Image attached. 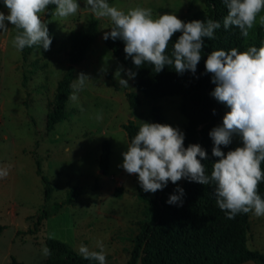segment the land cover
I'll return each instance as SVG.
<instances>
[{"label": "rangeland", "instance_id": "374dc122", "mask_svg": "<svg viewBox=\"0 0 264 264\" xmlns=\"http://www.w3.org/2000/svg\"><path fill=\"white\" fill-rule=\"evenodd\" d=\"M77 2L80 8L73 16L47 19L48 8L41 14L52 37L50 50L33 46L18 51L12 44L18 30L7 21L8 30H0V169L8 172L0 178V225L5 228L0 237V264H45L48 239L67 243L77 253L81 245L100 251L97 244L102 242L107 264H126L141 225L151 219V210L139 197L138 174H128L121 167L129 144L124 125L133 121L140 128L143 122L157 123L155 108L161 110L168 125L182 132L188 124L179 109L180 96L151 101L137 91L128 69L105 45L110 20L100 18V37L75 75V80L80 73L90 78L76 92L77 98L69 100V117L47 131L49 104L69 66L68 37L96 18L85 8L86 0ZM108 3L125 12L137 6L151 8L153 18L176 14L185 23L206 8L205 0ZM0 12L7 15L8 9L2 5ZM262 16L264 11L249 30V38L263 25ZM121 67L120 78L128 82L127 88L115 76ZM129 93L138 94L140 107L130 106ZM105 142L112 150L107 173L100 166ZM184 182L181 179L177 185L183 188ZM120 188L122 195L117 197ZM46 189L51 191L50 198ZM71 190H76L77 198L54 214ZM155 193L149 192L150 197ZM45 214L48 218L40 230L32 233ZM249 226V250L264 255V216L249 212Z\"/></svg>", "mask_w": 264, "mask_h": 264}, {"label": "clouds", "instance_id": "9594fccd", "mask_svg": "<svg viewBox=\"0 0 264 264\" xmlns=\"http://www.w3.org/2000/svg\"><path fill=\"white\" fill-rule=\"evenodd\" d=\"M3 3L8 14L0 12V30H8L6 21L18 30L12 40L18 51L33 46L50 50L52 37L48 23L41 18L49 5L56 6L52 14L62 19L75 15L80 8L77 0H3ZM224 3L228 9L224 29L236 27L247 38L258 14L264 11V0H224ZM85 5L96 18L110 20L112 27L105 32V40H123L126 58H131L136 68L147 62L154 66L156 73L165 66H172L178 74L188 71L195 74L205 38L214 39L216 30L221 28V23L212 19L185 23L171 13L153 18L151 8L140 6L125 12L111 6L108 0H86ZM261 23L264 24V16ZM177 32L182 35L168 54V44ZM205 70L212 74V83L216 85L211 96L230 109L223 117L222 126L209 133L214 142L212 154L219 158L212 166L211 175L206 174L201 163V159L208 158L207 152L199 144L185 148V134L160 123H142L123 153L121 167L128 174H138L145 192L162 191L169 181L176 184L181 179L204 185L214 183L216 203L229 219L249 212L264 216V198L258 194V185L264 181L261 170L264 162V44L259 48L248 47L243 52L237 48L213 50L207 55ZM121 71H124L122 67L116 71L117 78ZM127 74L130 78L136 76L131 69ZM89 78L84 73L79 74L72 85L74 92L70 99L77 98L76 92L83 89ZM119 83L123 88L129 86L122 78ZM236 136L241 138L242 146L225 154L221 146H229ZM7 174L6 169H0V178ZM183 196L184 189L178 187L167 203L182 206ZM97 246L100 251L81 245L78 254L86 260L107 264L102 242ZM44 251L50 254L48 249Z\"/></svg>", "mask_w": 264, "mask_h": 264}, {"label": "trees", "instance_id": "16d2710c", "mask_svg": "<svg viewBox=\"0 0 264 264\" xmlns=\"http://www.w3.org/2000/svg\"><path fill=\"white\" fill-rule=\"evenodd\" d=\"M205 4V10L196 12L191 21L206 22L212 19L219 21L221 28L216 30L214 39L205 38L202 59L195 74L190 71L178 74L172 66H165L163 71L156 73L154 66L147 62L136 68L132 59L126 58L123 40L114 41L109 38L104 39V42L128 70L131 69L136 73L132 78L133 85L145 98L157 101L169 96L181 97L179 109L188 121L183 131L184 146L187 148L191 144H199L207 152V159L200 157L198 159H201L206 174L210 176L212 166L219 158L212 154L214 142L209 133L213 128L222 126L223 117L230 109L211 96L216 85L212 83V74L206 73L205 70L207 55L213 50L220 49L228 51L237 48L243 52L251 46L259 48L264 44V24L257 27L253 38L249 36L245 38L236 27L224 29L223 20L228 13L224 0H205ZM2 5H4L3 0H0V6ZM55 7V5L48 6L47 19L53 17ZM180 35L182 33L177 32L172 37L166 50L168 54L171 53L173 44ZM99 37L100 20L97 18H91L86 28L68 37L69 66L58 82L53 102L49 104L48 132L55 130L59 123L69 117L67 105L73 94L72 85L77 66L85 59ZM128 98L133 109L141 106L137 93H129ZM153 117L157 123L168 125L160 109H153ZM124 130L130 143L138 133L139 127L131 121L124 125ZM239 146H242V140L236 136L232 144L221 147L226 154ZM111 153V144L105 142L100 158V166L105 173L109 170ZM261 170L264 172V162L261 164ZM178 187L177 183L173 184L169 181L162 191L158 190L155 197L151 198L149 192H145L141 185H138L139 197L148 203L151 219L141 225L134 249L126 264H241L250 260L264 264V255L250 251L247 245L250 229L249 213H241L229 219L225 211H222L216 203L214 183L204 185L187 179L183 186L182 206L168 204L170 195L176 194ZM50 194L51 191L46 189L47 198H50ZM115 194L120 197L122 189H117ZM258 194L264 198V181L258 185ZM77 196L76 190H71L66 201L55 207L54 214L59 213L65 205L72 204ZM47 218L48 214L39 217L35 223V230L31 232L37 233ZM4 230L5 228L0 225V237ZM46 244L50 254L45 264H98L97 261L84 259L70 245L62 241L48 239Z\"/></svg>", "mask_w": 264, "mask_h": 264}, {"label": "water", "instance_id": "95a60500", "mask_svg": "<svg viewBox=\"0 0 264 264\" xmlns=\"http://www.w3.org/2000/svg\"><path fill=\"white\" fill-rule=\"evenodd\" d=\"M241 264H257V263L253 260H250V261H247V262L241 263Z\"/></svg>", "mask_w": 264, "mask_h": 264}]
</instances>
